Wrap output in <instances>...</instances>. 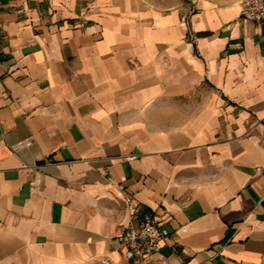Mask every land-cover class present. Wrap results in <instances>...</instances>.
I'll return each instance as SVG.
<instances>
[{"label": "crops", "instance_id": "obj_1", "mask_svg": "<svg viewBox=\"0 0 264 264\" xmlns=\"http://www.w3.org/2000/svg\"><path fill=\"white\" fill-rule=\"evenodd\" d=\"M242 1L0 0V264H136L117 236L144 212L169 237L139 264H264Z\"/></svg>", "mask_w": 264, "mask_h": 264}, {"label": "built area", "instance_id": "obj_2", "mask_svg": "<svg viewBox=\"0 0 264 264\" xmlns=\"http://www.w3.org/2000/svg\"><path fill=\"white\" fill-rule=\"evenodd\" d=\"M240 18L248 23L264 24V0H243ZM30 145L31 141L26 143V146ZM135 158L131 155L127 159ZM168 237L166 226L154 214L144 212L140 214L137 226L130 225L118 234L117 240L123 246L125 258L139 264L147 256L158 253ZM104 264H109V261H104Z\"/></svg>", "mask_w": 264, "mask_h": 264}, {"label": "rangeland", "instance_id": "obj_3", "mask_svg": "<svg viewBox=\"0 0 264 264\" xmlns=\"http://www.w3.org/2000/svg\"><path fill=\"white\" fill-rule=\"evenodd\" d=\"M148 1L155 4L156 6L167 8L171 5L178 3L180 0H148Z\"/></svg>", "mask_w": 264, "mask_h": 264}]
</instances>
